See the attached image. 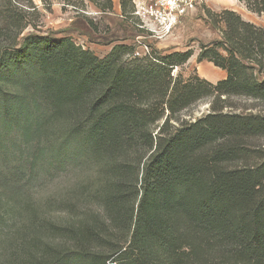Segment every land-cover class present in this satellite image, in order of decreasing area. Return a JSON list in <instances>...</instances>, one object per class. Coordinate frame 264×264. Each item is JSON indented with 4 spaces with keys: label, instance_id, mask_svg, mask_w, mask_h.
Instances as JSON below:
<instances>
[{
    "label": "trees",
    "instance_id": "obj_1",
    "mask_svg": "<svg viewBox=\"0 0 264 264\" xmlns=\"http://www.w3.org/2000/svg\"><path fill=\"white\" fill-rule=\"evenodd\" d=\"M88 1L113 12L112 0ZM238 1L264 14V0ZM119 6L131 15V0ZM207 14L224 25L197 55L225 71L215 84L174 74L190 49L137 57L115 45L99 58L69 37L23 36L36 6L0 0V133L17 134L28 169L0 171L13 216L0 264H264V156L229 166L264 138V29L233 10ZM208 98L206 114L180 117ZM41 172L53 190L28 199Z\"/></svg>",
    "mask_w": 264,
    "mask_h": 264
},
{
    "label": "rangeland",
    "instance_id": "obj_2",
    "mask_svg": "<svg viewBox=\"0 0 264 264\" xmlns=\"http://www.w3.org/2000/svg\"><path fill=\"white\" fill-rule=\"evenodd\" d=\"M39 13L37 28L28 27L23 36L34 33L38 35H52L53 37H69L76 45L83 49L90 50L99 58L105 57L113 46L127 45L134 48L135 56L143 57L150 51V46L161 51H184L190 49L194 54L199 53V47L221 39L220 29L224 28L219 24L217 28L211 25L208 12L219 13L224 9L233 10L237 14L241 13L247 19L254 21L256 26L264 29V14L256 15L247 11L244 4L238 0H195L194 9L184 17L172 34L162 40L149 37L145 32L138 29L134 23L136 19L131 15L123 17L120 11L114 10L109 14L99 13L88 0H31ZM67 1H70L67 3ZM246 19V20H247ZM245 20V19H244ZM89 22L92 25H89ZM192 55V56H193ZM191 56V57H192ZM197 59V57H196ZM213 69V64H210ZM181 73L184 78L198 76L195 65L186 63L180 69L174 70V74ZM215 84V83H214ZM211 99H203L195 106L181 114L183 119H193L206 114L209 110ZM234 104L239 107H249V101L233 99ZM235 110V108H232ZM16 133H0V171L5 175L15 172V167L19 165L18 176L28 178L27 165L23 162L27 157L21 159L20 147L17 144ZM15 139V140H13ZM15 143V144H14ZM249 155L232 161L231 167H253L261 162L258 155L264 156V138H253L247 141ZM58 191L63 188L64 180L62 176L56 179ZM0 184V241L3 233L10 227L13 216L10 211L6 212L1 206L3 201V191ZM8 192L11 190L7 189ZM53 186L49 178L41 172L36 179L28 180L25 188L22 189L27 198L38 201L44 200ZM9 197V196H5Z\"/></svg>",
    "mask_w": 264,
    "mask_h": 264
},
{
    "label": "built area",
    "instance_id": "obj_3",
    "mask_svg": "<svg viewBox=\"0 0 264 264\" xmlns=\"http://www.w3.org/2000/svg\"><path fill=\"white\" fill-rule=\"evenodd\" d=\"M134 25L149 37H169L181 20L194 9L195 0H131Z\"/></svg>",
    "mask_w": 264,
    "mask_h": 264
},
{
    "label": "crops",
    "instance_id": "obj_4",
    "mask_svg": "<svg viewBox=\"0 0 264 264\" xmlns=\"http://www.w3.org/2000/svg\"><path fill=\"white\" fill-rule=\"evenodd\" d=\"M113 1V11L114 10H119L120 11V6H119V0H112ZM239 15L243 18V19H247L244 15H242L241 13H239ZM246 21L251 22L253 24L254 21L251 19H247ZM256 25V24H255ZM197 53L194 54L188 61V63L194 64L195 65V69L197 71V75L202 78L205 79L206 81L214 84L220 80L225 79L226 77V73L225 71L218 69L216 67H214L213 69L210 67L211 63L207 62V61H201L198 62L196 57H197Z\"/></svg>",
    "mask_w": 264,
    "mask_h": 264
},
{
    "label": "snow or ice",
    "instance_id": "obj_5",
    "mask_svg": "<svg viewBox=\"0 0 264 264\" xmlns=\"http://www.w3.org/2000/svg\"><path fill=\"white\" fill-rule=\"evenodd\" d=\"M169 2H171V0H169Z\"/></svg>",
    "mask_w": 264,
    "mask_h": 264
}]
</instances>
